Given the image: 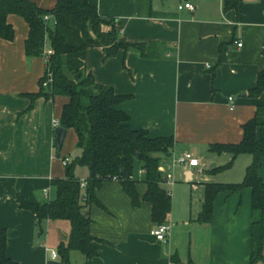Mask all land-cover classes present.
<instances>
[{"label": "crops", "instance_id": "0c3cea01", "mask_svg": "<svg viewBox=\"0 0 264 264\" xmlns=\"http://www.w3.org/2000/svg\"><path fill=\"white\" fill-rule=\"evenodd\" d=\"M30 1L43 9L56 3ZM87 1L99 15L116 19L119 41L160 44L155 58H143L133 50L106 58L102 46L92 47L86 69L97 83L129 96L115 108L129 115L132 129L174 138L170 156H161L159 164L162 175L173 179V184L163 186L171 193L166 221L171 228L166 240L158 241L151 234L158 224L150 219V206L133 207L119 182L105 181L96 190L101 205L88 206L98 254L86 259L71 251L69 264H172V257L179 264H246L250 188L218 193L209 222H198L197 216L204 183H239L251 163L249 154H240L226 170L209 174V169L232 158L227 152H210L209 145L239 142L242 125L255 115L259 124L264 122V92L256 98L248 95L264 69V0H239L236 8L228 9L224 0ZM185 2L193 9L178 8ZM7 21L15 36L12 42L0 41V230L7 233L6 254L12 260L48 264L51 250L67 239L69 223L45 220L39 234L34 214L20 208L17 198L31 203L54 198L51 180L64 177L62 159L71 157L76 135L68 129L58 151L55 123L59 125L68 98L27 96L39 91L46 63L43 56L25 55L28 25L23 18L10 14ZM70 132L74 136L68 141ZM184 152L198 159L197 166H172L171 155ZM258 173L264 183V156ZM136 188L142 196L146 185L138 182ZM54 260L60 261L58 256Z\"/></svg>", "mask_w": 264, "mask_h": 264}, {"label": "trees", "instance_id": "16d2710c", "mask_svg": "<svg viewBox=\"0 0 264 264\" xmlns=\"http://www.w3.org/2000/svg\"><path fill=\"white\" fill-rule=\"evenodd\" d=\"M238 2L224 0V9L236 8ZM10 14L23 18L28 25V36L24 42L27 57L42 56L46 43L52 49L45 72L39 80V91L27 96L31 100L66 96L68 100L62 106L59 125L67 130L72 129L76 135V147L71 157H67L64 177L51 180L54 198L35 203L17 198L20 208L34 214L38 233L43 232L42 223L45 220L67 221V239L60 242L56 250L59 260L69 264L71 251L80 252L86 259L95 257L98 254L95 244L97 239L90 233L88 206L92 203L101 205L96 190L103 182L114 177L133 207L148 204L151 221L165 223L171 210V197L163 187L159 164L161 156H170L174 138L150 137L146 129H132L128 125L129 115L115 108L129 96L116 93L110 85L97 83L93 74L86 69L87 52L92 47L102 46L106 58L115 56L119 50H133L143 58H155L160 55V44L119 41L116 19L99 15L97 8L87 0H56L51 9L38 7L30 0H0V41L14 40V28L7 21ZM44 15H50L56 24L46 26ZM103 27L108 29L104 31ZM48 71L51 81L43 86ZM262 92L264 69L258 73L248 95L256 98ZM242 131V138L237 143L209 145L208 149L212 153L227 152L232 156L225 165L209 169V174L226 170L240 154H249L251 163L239 183H204L203 203L197 221H210L213 202L218 193L250 188V248L246 264H264V183L258 173L264 156V122L259 124L255 115L242 125ZM77 166L88 170L84 187L81 186L82 180L75 174ZM137 168L142 170L139 179L133 176ZM122 170H125V175ZM138 182L146 185L142 196L137 192ZM6 241L7 233L2 229L0 264H18L7 256ZM171 261L172 264H179L175 257Z\"/></svg>", "mask_w": 264, "mask_h": 264}, {"label": "built area", "instance_id": "2783aa9c", "mask_svg": "<svg viewBox=\"0 0 264 264\" xmlns=\"http://www.w3.org/2000/svg\"><path fill=\"white\" fill-rule=\"evenodd\" d=\"M179 9L181 8H187L192 10L193 9V5L191 3L185 2L181 5H179L178 7ZM43 21L45 23L46 26H54L56 24L55 20H52L50 15H44L43 16ZM238 47H240L242 45V43L239 41L236 43ZM52 54V49L50 48V46H47V43L45 44V47L43 49V58L45 60V63L47 65V63L49 62V57ZM51 81V74L48 71L47 72V79L43 81V86H47V84ZM229 100L232 101V97H229ZM230 108L232 109V105L230 106ZM55 126H57V123H55ZM67 157H65L64 159H62L63 164L65 165V163L67 162ZM171 164L172 166L178 165V166H197L198 164V159L196 157H194V155L190 152H184L180 155H171ZM140 173H142V170L140 169ZM112 180H116V178L114 177ZM163 184L164 185H171L173 184V179L170 175H163ZM81 186L84 187L85 186V182L82 180L81 181ZM167 194L170 195V190H166ZM46 192V191H45ZM171 228V223L169 222H165V223H161L158 224L154 229L151 230V234L158 240V241H165L166 237L169 233V230ZM51 257L52 259H56L57 257V252L54 250H51Z\"/></svg>", "mask_w": 264, "mask_h": 264}, {"label": "water", "instance_id": "95a60500", "mask_svg": "<svg viewBox=\"0 0 264 264\" xmlns=\"http://www.w3.org/2000/svg\"><path fill=\"white\" fill-rule=\"evenodd\" d=\"M54 133H55L54 145L57 147L58 151H60L63 148L64 142H65V138L67 135V129H65L64 127L60 125H57L55 126ZM121 172L124 175L126 174L125 170H122ZM48 264H61V262L57 260H51L49 261Z\"/></svg>", "mask_w": 264, "mask_h": 264}, {"label": "rangeland", "instance_id": "374dc122", "mask_svg": "<svg viewBox=\"0 0 264 264\" xmlns=\"http://www.w3.org/2000/svg\"><path fill=\"white\" fill-rule=\"evenodd\" d=\"M48 45H49V43H48ZM72 136H74V134H73L72 132H70V133L68 134V141L70 140V137H72ZM76 169H77L76 176H78V177H79V176H83V174H84V175L88 174V171H87V169H86L85 167L77 166ZM133 176H134L136 179L140 178V177H141L140 170H139V169H135ZM82 180H85V179H82ZM163 186H164V184H163ZM50 196H51V197L54 196L53 192L50 193ZM48 200H49V198H48ZM172 203H173V200H172Z\"/></svg>", "mask_w": 264, "mask_h": 264}]
</instances>
